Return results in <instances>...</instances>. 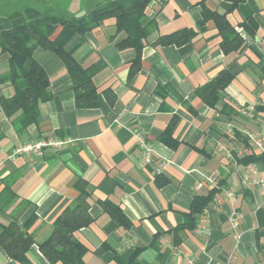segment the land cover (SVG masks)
Segmentation results:
<instances>
[{
  "label": "crops",
  "instance_id": "crops-1",
  "mask_svg": "<svg viewBox=\"0 0 264 264\" xmlns=\"http://www.w3.org/2000/svg\"><path fill=\"white\" fill-rule=\"evenodd\" d=\"M85 1L69 0L68 7L79 12ZM213 15L232 32L220 30ZM150 20L155 29L133 73L134 50L110 39L112 19L67 41L95 86L91 106L75 104L62 60L34 49L50 92L36 123L18 130L0 105V229L15 222L33 242L23 260L0 245V264H63L50 262L38 242L78 196L77 179L89 192L90 220L71 237L85 247V264H264V201L245 181L251 165L264 170V142L250 144L242 134L258 137L264 122V0H151L144 22ZM10 26L0 15V27ZM178 31L179 42L157 41ZM7 68L0 47V75ZM222 70L232 78L210 105L195 90ZM11 94L9 83H0V96ZM137 135L150 147V162ZM42 137L70 141L9 157L13 147ZM213 174L218 189L185 226L193 199L212 190L206 179Z\"/></svg>",
  "mask_w": 264,
  "mask_h": 264
},
{
  "label": "trees",
  "instance_id": "trees-1",
  "mask_svg": "<svg viewBox=\"0 0 264 264\" xmlns=\"http://www.w3.org/2000/svg\"><path fill=\"white\" fill-rule=\"evenodd\" d=\"M151 0H86L79 12L68 7L69 0H0V15H6L9 28L0 27L1 51L8 55V68L0 75V83L8 82L12 88L9 96H0V105L18 130L36 123L39 105L50 98L49 79L42 66L33 58V51L40 47L57 55L70 75L75 92L77 106H91L95 103L97 92L86 68L65 49V44L74 34H84L90 28L108 19L113 20L114 33L110 39L120 50L132 48L135 58L132 70L137 69L142 47L149 34L155 29L154 21L144 22L145 8ZM239 0H233L236 4ZM220 30H228L223 18L213 15ZM229 31L232 32L231 29ZM183 31L160 36V43L179 42L175 35ZM187 34V32L185 31ZM233 36L236 37L235 34ZM178 39V38H177ZM226 41L222 48L226 51ZM232 75L222 70L214 78L196 88V94L204 102L213 105L214 101L230 82ZM237 136L244 138L238 132ZM165 136V135H164ZM162 139L171 144L165 137ZM246 139V138H245ZM220 185V183H219ZM75 187L78 196L55 219L49 235L38 242V247L50 262L63 264H85L82 256L85 247L71 237V233L90 220L87 198L89 192L85 183L77 179ZM218 189V188H217ZM216 188L205 196L195 197L184 225L193 226L194 215L202 211L213 198ZM116 217L123 213L118 207ZM33 242L31 235L24 234L15 222L0 229V245L4 251L16 260L25 258L28 246Z\"/></svg>",
  "mask_w": 264,
  "mask_h": 264
},
{
  "label": "built area",
  "instance_id": "built-area-1",
  "mask_svg": "<svg viewBox=\"0 0 264 264\" xmlns=\"http://www.w3.org/2000/svg\"><path fill=\"white\" fill-rule=\"evenodd\" d=\"M245 112L247 116H251L252 115L251 107H246ZM242 134L249 141L250 144L261 146V144L264 142V122L261 125V132L258 137H256L254 134L248 131H243ZM136 138H137L139 145L142 147L145 161L150 162L151 161L150 147L148 146V144L146 143L143 137L137 135ZM69 141H70L69 139H60L56 137H42L39 139L30 140L18 146L13 147L9 153V157L39 154L44 149H47V148L58 149L61 146L67 144ZM219 148H223V146H220ZM206 181L212 188L219 187V179L216 174L208 176ZM245 181H251L256 185L264 201V170H262L261 172H258L256 166L251 165L248 169ZM223 192L226 197L232 198L233 196L232 189L224 188ZM230 221H231L232 227L235 228L238 224V220L236 219V216L233 215Z\"/></svg>",
  "mask_w": 264,
  "mask_h": 264
}]
</instances>
